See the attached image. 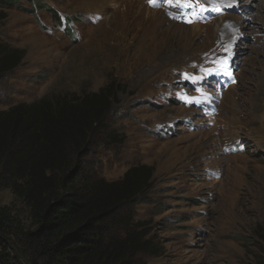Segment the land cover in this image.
<instances>
[{"label": "rangeland", "instance_id": "374dc122", "mask_svg": "<svg viewBox=\"0 0 264 264\" xmlns=\"http://www.w3.org/2000/svg\"><path fill=\"white\" fill-rule=\"evenodd\" d=\"M40 1L61 21L27 0L0 4V43L25 56L0 78V109L110 94L111 113L83 160L108 182L132 167L153 171L133 213L157 254L135 264H264L259 1L236 9L230 0ZM4 178L0 208L29 228L30 209Z\"/></svg>", "mask_w": 264, "mask_h": 264}, {"label": "trees", "instance_id": "16d2710c", "mask_svg": "<svg viewBox=\"0 0 264 264\" xmlns=\"http://www.w3.org/2000/svg\"><path fill=\"white\" fill-rule=\"evenodd\" d=\"M27 1L61 21L50 5ZM5 18L0 11V26ZM24 57L0 43V78ZM111 98L88 96L69 110L66 101L45 100L0 109V183L5 177V187L30 209L27 228L0 208V264H135L139 254H157L133 213L153 187V171L132 167L122 181L108 182L83 160L111 113Z\"/></svg>", "mask_w": 264, "mask_h": 264}, {"label": "bare ground", "instance_id": "6f19581e", "mask_svg": "<svg viewBox=\"0 0 264 264\" xmlns=\"http://www.w3.org/2000/svg\"><path fill=\"white\" fill-rule=\"evenodd\" d=\"M232 2V6L234 7V9H236V7L241 8L240 4L241 1H244L245 6H247V3H255L256 1H259V3H255L256 5H252V8H257V12L260 13H264V0H230ZM240 6V7H239ZM248 8H251V5H248ZM255 10V9H254ZM256 11V10H255ZM151 13V12H150ZM247 15V14H246ZM251 16L253 17V15H251L247 18V20H243L244 23L246 24V26H248L251 23ZM137 19L139 18L138 15H136ZM262 17V16H261ZM260 18V17H259ZM264 18V17H263ZM264 20V19H263ZM263 22V21H262ZM264 25V24H262ZM180 28L184 29V30H191L193 28H188L186 26H180ZM218 29V28H217ZM181 34V33H180ZM233 37V36H232ZM234 41H235V37H234ZM222 144V143H221Z\"/></svg>", "mask_w": 264, "mask_h": 264}, {"label": "snow or ice", "instance_id": "6c2138e0", "mask_svg": "<svg viewBox=\"0 0 264 264\" xmlns=\"http://www.w3.org/2000/svg\"><path fill=\"white\" fill-rule=\"evenodd\" d=\"M149 2L151 3V4H153V6H156V0H149ZM169 3H171V0H169ZM188 7H191V4H188ZM220 9L219 8H217V11H219ZM196 14L195 13H193V16H195ZM187 22L188 23H191V22H193L191 19H189V20H187ZM229 48H230V46H229ZM229 48H226L225 49V51H228L229 50ZM216 63H218L219 65H220V67L221 68H227V64H228V61L226 60V59H222V60H218V61H216ZM197 102H199V101H197Z\"/></svg>", "mask_w": 264, "mask_h": 264}]
</instances>
